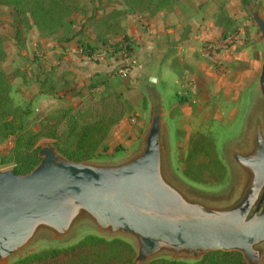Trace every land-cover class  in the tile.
Masks as SVG:
<instances>
[{
    "label": "rangeland",
    "instance_id": "374dc122",
    "mask_svg": "<svg viewBox=\"0 0 264 264\" xmlns=\"http://www.w3.org/2000/svg\"><path fill=\"white\" fill-rule=\"evenodd\" d=\"M183 1L185 0H180L165 10L172 9L174 5H179ZM190 3L192 7L199 5V11H196L197 8L188 11L187 14L193 20L190 22L193 24L181 29V40H189L188 29L199 31L198 25L199 23L203 25V22L209 25L207 36L195 33L196 36L189 43L190 56L185 62L174 60L172 63L174 74L157 84L147 82L135 72L138 63L134 57L135 45L129 54L124 50H115V44L120 41L121 34L110 33L107 45L93 42L95 57L101 56L103 63L114 62V65L109 74L100 78L94 76L86 81L84 98L87 101H96L111 93H118L128 107V112L110 129L106 140L90 163L114 166L138 155L143 149V140L152 117L159 112L161 170L165 180L188 201L209 208L225 209L241 197L248 182V174L235 163L233 155L249 154L253 151V139L257 129L264 138V104L258 89V76L254 77L252 84L250 76L241 77L251 70V65L256 61L260 69L264 60V40L260 39L251 17L254 11L264 16V0H252L248 7L242 6L241 0H191ZM80 7L81 12L71 16L65 25L71 22L74 26L71 29L73 31L78 29L73 33L80 36L83 43H86L85 38L88 40L94 36L96 38L94 23L103 18H110L107 24H118L111 27L114 33H119L117 29H120V25L125 21L136 24L137 29L146 33L147 17H153L146 13H128L123 8L121 0H80ZM223 14L231 21L228 27L223 24L217 26L221 23L220 16ZM184 23L181 27H184ZM16 31L21 33L19 37ZM223 32L225 38H222ZM53 38H56V35L45 38L35 29L29 30L28 33L23 32L21 26L14 25L12 9L0 6V39L5 53V58L0 63V71L6 75L11 88L12 109L20 108L28 112L23 121L32 132L39 130L46 116L55 114L58 109L73 107L70 100L58 102V107H55L56 104L52 107L45 106L39 95L50 96L42 92L40 83L42 80H34L36 74L42 75L45 68L49 67L46 58L49 50L60 44ZM51 39L55 42H51ZM124 56L128 60L127 64L122 61ZM118 69L127 70V76L121 77ZM207 71L209 72L206 75ZM151 78L155 79L154 76ZM213 78L216 81L222 79L223 84L227 83L228 78L233 89L220 86L219 82L214 83ZM133 79L136 80L135 83L131 82ZM74 80L75 78L72 85L80 92L79 95L73 94L71 88L62 90L54 96L61 95V100L69 97L81 101L83 95ZM249 80L250 85H247ZM183 100L186 102L181 105L180 102ZM122 121L124 122L121 124ZM198 136L205 138L206 143L213 147L215 157L224 168V177L218 184H214L213 180L208 178L206 184L198 183L185 178L182 174L185 160L191 150V142ZM46 143L50 142L42 141L39 146L42 147ZM13 145V136L2 139L0 135V156L7 155ZM207 160L204 155H199L194 163ZM90 235L105 240L119 239L137 250L135 238L102 231L88 217L80 216L61 237L44 228L39 229L28 244L0 264H13L43 251L64 250ZM256 249L261 253L258 264H264V243ZM200 256L193 258L185 253L174 255L172 252L161 251L154 258L191 264Z\"/></svg>",
    "mask_w": 264,
    "mask_h": 264
},
{
    "label": "water",
    "instance_id": "95a60500",
    "mask_svg": "<svg viewBox=\"0 0 264 264\" xmlns=\"http://www.w3.org/2000/svg\"><path fill=\"white\" fill-rule=\"evenodd\" d=\"M264 40V16L251 13ZM155 83L154 78H149ZM258 89L264 104V60ZM160 113L156 112L142 151L114 166L73 163L51 143L38 151L39 164L27 175L0 170V262L14 256L44 228L64 236L80 216L102 231L137 241L133 264H143L161 251L197 258L211 251L239 252L247 264H258L264 243V138L257 129L254 149L234 154L248 174L241 197L215 209L188 201L163 177Z\"/></svg>",
    "mask_w": 264,
    "mask_h": 264
},
{
    "label": "trees",
    "instance_id": "16d2710c",
    "mask_svg": "<svg viewBox=\"0 0 264 264\" xmlns=\"http://www.w3.org/2000/svg\"><path fill=\"white\" fill-rule=\"evenodd\" d=\"M179 1L121 0V4L130 14L146 13L154 16ZM251 2L252 0H241L244 7H248ZM0 6L12 9L15 27L21 26L23 32L27 33L35 29L45 38L55 36L71 16L81 12L80 0H0ZM108 19L110 18L106 17L94 23L97 41L107 45L110 33L121 34L120 41L115 44V50L131 53L132 41L122 35L121 27L117 29L119 33L111 31V27L117 23L107 24ZM220 21L217 26L223 24L228 27L231 24L224 14L220 16ZM18 32L17 37L21 35ZM222 38H225L224 32ZM81 49L86 57H91L95 51L88 43H81ZM87 50L91 52L88 53ZM4 58L3 42L0 39V63ZM73 79L74 76L69 73L58 78H54L51 72L45 73L40 82L42 92L54 96L62 90L72 88L73 94L79 95L80 92L72 85ZM10 91L7 77L0 71V135L2 139L14 137V145L9 153L0 156V169L9 168L15 175H27L39 164L38 151L42 141H49L56 153L70 162L90 163L106 140L110 129L128 112V107L118 93H111L96 101L82 99L73 107L61 108L55 114L46 116L39 130L32 132L23 121L28 112L20 108L12 109ZM185 102L183 100L180 104L184 105ZM199 155H204L208 160L195 164L194 161ZM182 174L198 183L206 184L208 178L218 184L222 181L225 171L215 157L213 147L206 143L205 138L198 136L191 142V150L185 160ZM135 257L134 248L122 240H105L90 235L67 249L43 251L13 264H133ZM146 264L189 263L154 258ZM191 264H245V261L239 252L211 251L202 254Z\"/></svg>",
    "mask_w": 264,
    "mask_h": 264
},
{
    "label": "crops",
    "instance_id": "0c3cea01",
    "mask_svg": "<svg viewBox=\"0 0 264 264\" xmlns=\"http://www.w3.org/2000/svg\"><path fill=\"white\" fill-rule=\"evenodd\" d=\"M190 2L191 0H185L179 5H174L172 9L162 10L153 17H147L146 24L148 27V32L146 33H142L135 27L136 24L133 25V23H128V21H125L122 25H120L122 30H124V35L132 41L133 46L135 45L134 57L138 60V63L134 62L137 63L135 72L141 78H145L147 82H149V78H151V76L155 77L154 84H157L158 82L164 81L166 78L173 75V61L178 59L180 62H185L186 58L190 56L189 43L190 40L196 36L195 33H199L203 37L207 36L206 31H208L207 26L209 25L206 24L207 22H203V25L201 23L198 25L199 31H194L193 28L188 29L190 33L188 35L189 40H181V29L188 28L191 26V24H193L190 22L193 20L192 17L187 14L188 11H194L195 9L193 8H197V11L199 7V5L197 7H192L193 5ZM72 20L74 19H71V21ZM182 23H184V27H181ZM200 24L202 25L201 27ZM71 27L74 26L71 22H68L59 30V32L56 34V38H53L55 41H59L60 44L58 47H55V49L49 50L46 57L49 62V67L45 68L42 75L40 73L38 75L36 74L34 80H42L43 75L48 72H51L54 78L71 73L75 78L74 82L77 83V88L81 90L83 99L85 100L84 87L86 81H89L94 76L95 78H100L102 75L109 74L112 70L114 62L103 63L101 56L95 57V51H93L91 57L84 56L81 49V43L83 42L80 41V36H76L74 34L78 29L73 31ZM85 40L86 43L88 42V44L92 47H95L93 42L100 44L95 36L89 40L88 38H85ZM50 41L52 42L54 40L51 39ZM91 59L93 61H91ZM259 70V63L256 61L255 64L251 65V70L246 72L241 77L243 78L244 76H250L249 78H251L252 84L254 77H259ZM208 72L209 71L206 72V75ZM226 80L229 85H226L227 83L223 84L222 79L216 81L213 78L214 83L219 82L220 86H227L229 90L233 89V85L228 82V78ZM135 81L136 80L133 79L131 82L135 83ZM247 85H250V80L247 82ZM236 86L238 85L236 84ZM39 96L40 98L42 97L41 100L43 104L50 107L55 104V107H58V102H68V100H70L74 106L80 101L75 98L69 99V97H65L64 100H61V95L53 97H47L43 95ZM123 122L124 121H122L121 124Z\"/></svg>",
    "mask_w": 264,
    "mask_h": 264
},
{
    "label": "built area",
    "instance_id": "2783aa9c",
    "mask_svg": "<svg viewBox=\"0 0 264 264\" xmlns=\"http://www.w3.org/2000/svg\"><path fill=\"white\" fill-rule=\"evenodd\" d=\"M124 54V52H123ZM123 62H125L124 64H127L128 63V60L127 58L124 56ZM118 74L121 76V77H126L127 76V70H123V69H118Z\"/></svg>",
    "mask_w": 264,
    "mask_h": 264
}]
</instances>
